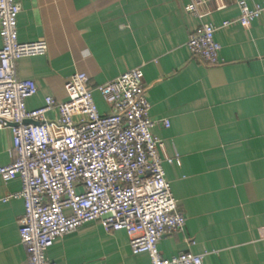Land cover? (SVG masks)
<instances>
[{
  "label": "crops",
  "instance_id": "obj_1",
  "mask_svg": "<svg viewBox=\"0 0 264 264\" xmlns=\"http://www.w3.org/2000/svg\"><path fill=\"white\" fill-rule=\"evenodd\" d=\"M20 43L43 40L42 56L17 61L20 80H32L35 96L66 100L65 80L85 73L94 89L140 68L149 116L166 119L151 130L163 143L162 157L178 155L179 166L163 163L181 232L158 243L163 258L180 253L203 255V264H264V15L244 28L234 21L239 2L252 9L264 0H199V19L185 11L188 0H15ZM216 28L220 60L208 65L186 46L202 24ZM1 47V37H0ZM100 113L108 111L94 93ZM52 113L46 115L52 118ZM10 130H0V167L11 161ZM20 180L0 179V264H25L18 220ZM56 264H150L132 255L125 232H106L93 221L57 238L47 251Z\"/></svg>",
  "mask_w": 264,
  "mask_h": 264
},
{
  "label": "built area",
  "instance_id": "obj_2",
  "mask_svg": "<svg viewBox=\"0 0 264 264\" xmlns=\"http://www.w3.org/2000/svg\"><path fill=\"white\" fill-rule=\"evenodd\" d=\"M199 0H188L185 11L199 19ZM234 21L247 28L264 15V1L250 9L244 1ZM21 5L0 0V130L9 129L8 165L0 167V179L18 178L19 193L1 199L23 202L18 234L25 264H56L47 258L55 239L97 221L108 233L123 231L132 255L146 254L150 264H203V255L180 253L163 258L158 243L165 235L183 230L185 218L177 211L163 163L179 166L178 155L164 156L163 143L151 130L166 119L149 116L146 85L140 68L114 79L86 86L85 73H74L64 83L66 100L45 97L42 106L26 107L35 96L32 80H20L16 63L46 54L43 40L20 43L17 16ZM216 28L204 23L186 43L191 55L208 65L220 60L221 46L214 39ZM97 93L108 111L100 113ZM52 113V118L46 115Z\"/></svg>",
  "mask_w": 264,
  "mask_h": 264
}]
</instances>
